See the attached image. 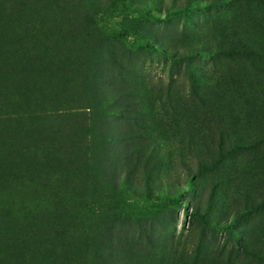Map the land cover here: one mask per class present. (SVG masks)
I'll return each mask as SVG.
<instances>
[{
  "label": "rangeland",
  "instance_id": "374dc122",
  "mask_svg": "<svg viewBox=\"0 0 264 264\" xmlns=\"http://www.w3.org/2000/svg\"><path fill=\"white\" fill-rule=\"evenodd\" d=\"M0 264H264V2L0 0Z\"/></svg>",
  "mask_w": 264,
  "mask_h": 264
},
{
  "label": "trees",
  "instance_id": "16d2710c",
  "mask_svg": "<svg viewBox=\"0 0 264 264\" xmlns=\"http://www.w3.org/2000/svg\"><path fill=\"white\" fill-rule=\"evenodd\" d=\"M226 1H228V0H226ZM261 1L264 2V0H260V2H261Z\"/></svg>",
  "mask_w": 264,
  "mask_h": 264
}]
</instances>
